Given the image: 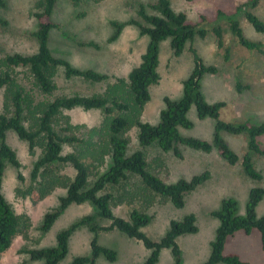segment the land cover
Here are the masks:
<instances>
[{"label":"rangeland","instance_id":"rangeland-1","mask_svg":"<svg viewBox=\"0 0 264 264\" xmlns=\"http://www.w3.org/2000/svg\"><path fill=\"white\" fill-rule=\"evenodd\" d=\"M40 1L3 0L4 7L0 9V20L4 22L0 23V58L14 53H36L37 43L31 33L36 30L37 20L34 14L38 11ZM169 1L175 12L186 15L188 24L203 27L207 34L204 38L195 37L192 42H188L179 56H174L170 39L159 43L156 71L160 80L149 89L151 99L145 105L140 121L157 125L160 112L165 108L163 99L166 97L171 101H178L182 98V83L194 69L193 55L190 52V48H193L205 66H214L218 70L216 75H204L200 83L201 94L207 103H225L219 111L218 119L232 124H264V49L258 52L242 47L232 36L226 21H219L216 17L217 11L232 13L247 0ZM154 2L156 0H56L51 20L57 25V29L49 32L48 40L51 54L65 59L74 68L93 70L107 75L108 79L100 83L86 82L79 78L65 80L61 76L62 69H59L57 87L50 100L75 94H102L115 79H126L129 72L140 64L149 38L142 36L136 26L127 24L122 27L117 38L109 42L116 32L111 22H142L137 14L140 6H144L147 13L153 14L148 5ZM250 12L264 22V0H260L258 6ZM217 24L222 28L223 48H218L217 38L212 32ZM239 26L245 39L264 44V33H257L243 16L239 17ZM87 43H94L99 48L80 46ZM15 72L21 85L26 90H31L27 69L19 67ZM3 96L4 90H0V114L4 113ZM62 113L69 118L71 124L85 125L88 128L99 126L103 120V112L99 109L83 110L76 107ZM187 118L193 127L178 128L179 135L211 142L215 121L208 117L199 120L194 107L188 111ZM28 125L25 123L26 127ZM127 135L131 138L129 152L138 150L136 129L129 130ZM220 136L238 156L239 161L235 165H229L216 151L203 153L182 145L177 146L180 158L171 151L162 152L156 145L143 150L148 169L166 183H175L180 179L190 180L203 172L209 173L207 181L185 195V206L182 209H175L168 200L146 190L138 179H130L126 184L107 188V192L114 196L111 205L116 216L127 218L132 209H138L152 218L141 231L154 242L163 238L171 220H181L188 214L195 216L197 232L176 239L181 250L180 264H204L207 261L211 243L219 227V222L212 213L220 210L224 199H234L238 214L244 216L250 190L264 189L263 156L251 154L255 169L263 176L261 181H253L243 173L242 159L248 152V135L221 132ZM257 142L264 148V135L258 137ZM7 143L15 151L21 164L19 172L22 181L17 178L18 171L7 164L2 176L1 191L18 216L19 227L10 248L0 254V264H44L42 260H33L29 252L54 247L61 231L81 218L95 214L96 210L89 202L70 204L50 229L43 232L41 226L44 217L59 206V198L66 195V189L58 187L44 199L33 202L24 193L33 184L30 174L34 163L42 154V148L38 146L31 152L28 143L20 140L12 131L7 133ZM70 151L69 147H63V154ZM48 172L62 177L68 183L74 176V171L67 165H56ZM255 214L257 218L264 216V198L257 204ZM97 223L101 227L110 225L105 219H98ZM93 238L94 234L88 228L81 226L75 229L68 241L67 254L58 264H71L75 258L90 256ZM97 244L114 250L116 258L108 261L100 256L95 264H144L150 255V251L140 242L127 238L116 229L99 232ZM224 254H236L248 264H264L260 233L257 230L249 235L236 233L226 241ZM157 264H173L169 249L160 252Z\"/></svg>","mask_w":264,"mask_h":264},{"label":"trees","instance_id":"trees-1","mask_svg":"<svg viewBox=\"0 0 264 264\" xmlns=\"http://www.w3.org/2000/svg\"><path fill=\"white\" fill-rule=\"evenodd\" d=\"M259 2L260 0H247L232 13L217 11L216 17L219 21H226L232 36L242 47L262 52L264 44L245 39L239 26V17L243 16L257 33H264V22L250 12ZM55 4L56 0H41L38 11L34 14L37 26L31 36L37 43L36 53L32 55L14 53L0 58V90H4V113L0 114V254L10 248L19 227V218L1 191L2 176L7 164L18 171L17 178L22 181L19 172L21 164L15 151L7 143V133L12 131L20 140L28 143L31 152L38 146L42 148V154L34 163L30 174L33 184L24 194L33 202H38L58 187L66 189V195L59 198V206L44 217L41 226L43 232L50 229L53 222L70 204L89 202L96 210L95 214L85 216L68 229L61 231L56 237L54 247L31 250L29 255L33 260H42L44 264H58L67 254L68 241L72 233L83 226L94 234L91 254L75 258L71 264H95L100 256L108 261H114L116 252L97 244L99 232L114 229L127 238L140 242L150 251L144 264H157L163 249L171 251L173 264H180L181 250L176 239L197 232L195 216L188 214L181 220H171L163 238L159 242H154L141 231L152 218L138 209H132L127 218L116 216L111 205L114 196L107 192V188L126 184L130 179H138L146 190L168 200L175 209H182L185 206V195L207 181L209 173L203 172L191 177L190 180L180 179L175 183H166L148 169L143 150L156 145L162 152L171 151L174 156L180 158L181 153L177 146L182 145L203 153L216 151L229 165H235L239 158L221 138V132L248 135V152L242 159L243 173L253 181H261L263 176L255 169L251 154L264 157V148L257 142V138L264 135V124H232L218 119L219 111L225 103H207L201 94L200 84L204 75H216L218 70L214 66H205L193 48H190V52L193 55L194 69L182 83V98L178 101H171L166 97L163 99L165 108L160 112V121L157 125L140 121L143 109L151 99L149 89L160 80L156 71L159 43L170 39L174 56H179L188 42H192L195 37L204 38L207 34L203 27L188 24L186 15L183 12H175L169 0H156L148 5L153 14L147 13L141 5L137 14L142 22L136 20L124 24L111 22L116 32L109 42L114 41L122 27L127 24L136 26L142 36L149 38L140 64L129 72L126 79H115L114 83L107 85L102 94L92 96L75 94L50 100L57 87L59 69H62L61 76L65 80L79 78L86 82L100 83L108 79L107 75L93 70L74 68L65 59L56 58L51 54L48 40L49 32L57 29V25L51 20ZM3 7L4 2L0 0V9ZM0 23L4 22L0 20ZM212 32L217 38L218 48H223L221 26L217 24ZM80 46L99 48L94 43ZM19 67L27 69L31 90H26L18 81L15 69ZM76 107L83 110H101L103 112L101 124L94 128L71 124L69 118L62 112ZM192 107L199 120L208 117L215 121L211 142L183 138L179 135L178 128L193 127L187 118V113ZM25 123L29 124L28 127ZM133 128L136 129L139 149L130 153L131 138L127 132ZM64 146L69 147L71 151L63 154ZM56 165H67L72 168L74 176L69 183L62 177L48 172ZM263 198L264 189H251L244 216L238 214L237 202L234 199L227 198L222 201L220 210L212 213L218 220L219 227L211 243L210 256L204 264H248L241 261L236 254H224L226 241L238 232L249 235L253 230H257L264 250V216L257 218L255 214V208ZM98 219L108 220L110 225L101 227L97 223Z\"/></svg>","mask_w":264,"mask_h":264}]
</instances>
